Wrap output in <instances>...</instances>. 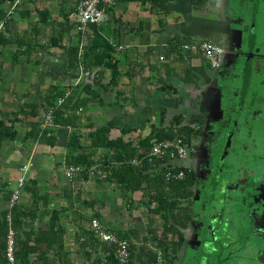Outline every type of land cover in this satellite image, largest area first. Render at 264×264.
Returning <instances> with one entry per match:
<instances>
[{
    "label": "crops",
    "instance_id": "obj_1",
    "mask_svg": "<svg viewBox=\"0 0 264 264\" xmlns=\"http://www.w3.org/2000/svg\"><path fill=\"white\" fill-rule=\"evenodd\" d=\"M8 1L5 3L7 10L10 7ZM78 2L18 0L9 20V30L4 32L8 41L0 43V119L13 117L11 113H18L20 104L38 102L50 85H69L70 90L78 93L86 76L80 64L71 67V50L75 46L84 49L92 42L89 26L83 31L77 29ZM250 2L252 0H208L206 10L199 11L192 8L191 0H173L167 6L153 10L149 3L117 0L109 16L112 20L101 32L112 37L113 31L118 30L114 34L118 35L114 54L118 60V83L108 86L111 69H106L102 76L103 85L97 86L105 104H90L78 110L76 129L86 134L90 124L96 127L105 123L111 127L109 136L114 138L122 133L121 128L129 127L133 130L126 136L136 140L140 137L135 134L138 135L141 129L145 130V136L152 124L159 125L162 114L164 123H167L177 113H181L184 119L188 111L207 113L216 101V88L207 94L212 83L209 85L204 78L195 75L191 80L197 82L184 81L185 78L190 80L192 75L188 67H199L205 58L200 53L182 50V44L177 52L171 50L170 38L179 35L191 38L190 42L210 39L220 44L226 51V68L222 75L230 79L238 72L234 68L239 57L238 49L244 50L247 43L256 38V34L249 35L248 32L253 18L247 12ZM261 36L259 32L257 39ZM214 78L212 75V82ZM17 117L14 122L16 138L0 139V212L9 208L10 197L18 189L16 205L27 213L21 223V231L26 233L47 229L50 210L62 208L56 226L64 230L62 251L55 244L50 247L51 264L104 263V258L103 261L96 259L97 254L103 253L100 245L89 246L82 242V232L90 229L88 220L94 214L113 231L137 230L138 235L131 237L137 251L144 253L148 248H156L153 230L158 236L161 231L153 228V215L156 214L150 213L141 203L145 197H137L139 190L130 193L135 206L132 204L127 209L119 184L105 179L97 181L92 177V171L87 180L82 179L77 171L71 178L66 177V168L62 171L60 165L68 158L67 140L71 126L53 123L45 126L55 131L53 146L39 143L34 138L23 142L22 137L28 129L27 116L20 112ZM103 152L109 150L106 148ZM28 160L33 166L25 174L24 184L19 186L21 166ZM33 184L40 194H48L46 205L41 200L32 201L28 186ZM91 186L96 188L93 191L100 195V200L89 199L84 194ZM64 190L71 192L73 200L65 197ZM76 193L81 194L82 200L92 201V205H87L90 214L80 221L79 218L78 221L72 218L69 221L63 210L67 206L70 211L76 208ZM192 222L193 215L187 227L182 229L185 238L182 247L186 244ZM162 224L163 221L161 230ZM63 252L66 256L62 258Z\"/></svg>",
    "mask_w": 264,
    "mask_h": 264
},
{
    "label": "trees",
    "instance_id": "obj_2",
    "mask_svg": "<svg viewBox=\"0 0 264 264\" xmlns=\"http://www.w3.org/2000/svg\"><path fill=\"white\" fill-rule=\"evenodd\" d=\"M7 0H0V20L6 16L7 9L5 3ZM141 3H149L151 10L159 6H167L173 0H138ZM208 0H191V6L194 10H206ZM107 20L102 24H90L89 28L92 33V42L83 49L81 55H78V47L71 50L70 65L71 67L80 64L84 70L91 74L81 81V88L78 91L70 90L69 85L53 84L47 91L39 97L38 102H31L19 105V112H22L27 119L25 123L28 127L22 137V141L31 138L36 139L39 143L53 146L56 141L55 131L52 127H43L42 124L45 115H40L41 108L44 112H50L52 123L55 125L71 126V132L67 140L68 161L69 165L74 164L80 167L77 171L79 176L87 180L90 169L97 162H101L105 171L104 179L109 182L119 184L121 197L125 201L127 209H130L134 203L130 193L140 190L145 197L141 203L150 213L158 215L162 221V230L160 235H156L153 230V238L156 239V248H148L144 253L137 251L136 244L131 240L132 236H137V230L129 228L127 230L114 231L118 236L129 240L130 256L125 262H121L114 254V248L111 245L101 241L91 229L82 232V242L89 246H101L104 251V260L111 264H159L164 260V264H172L173 257L169 256V249L176 254L177 250L184 244L183 228H186L192 217V204H184L183 201L191 203L190 198L194 193L193 186L197 183V174L192 167L180 166L175 167L174 171L183 169L185 176L180 180L166 181L164 173L167 170L165 166H157L159 160H149L148 152L155 140L172 139L175 136L193 147L191 138L202 136L204 133L205 121L202 115H196L195 124L185 122L181 113L164 123V114L160 117V124H152L150 131L138 139L126 136L133 128H121V134L112 138L109 136L111 127L105 123L94 127L89 125L86 134L76 129L75 123L78 119L76 112L90 104H105L103 98L97 90V86L103 85L102 76L106 69H111V78L108 86L117 85V75L119 74L118 60L115 57V41L117 40L118 30L113 31L112 37L102 34L106 23L111 21L109 18L112 14V6L106 7ZM9 30V20L5 21L4 30L0 33V43L8 41L4 37V32ZM114 36V37H113ZM80 41V36L78 37ZM191 38L179 35H173L170 38L171 50L178 51V46L185 42H190ZM77 42V43H78ZM153 66V65H152ZM192 72L190 80L184 81L197 82L191 80L195 75L198 78H204L206 83L212 82V69L206 59H203L199 67H188ZM62 101L58 103V99ZM17 112L11 113L13 117L0 119V139L7 137L15 139L17 131L14 129V122L17 121ZM45 113V114H46ZM34 117V118H33ZM88 140L86 150H82L81 139ZM107 148L108 153L99 156L96 160L94 157L101 149ZM28 190L33 202L42 201L45 205L48 201V194H40L36 186L29 185ZM65 197L73 200L71 192L64 190ZM75 201L85 205H92L90 200H82L81 194L76 193ZM133 204V205H132ZM135 206V205H134ZM184 208L183 214L180 209ZM62 208H53L50 210L49 227L39 229L38 231H21V223L26 212L17 207L16 203L0 212V264H9L5 257L6 235L9 226L7 214L11 216V227L15 231V241L17 250L15 251L14 264H51L52 258L48 256L51 246L55 244L59 251H62L63 233L62 228H56L57 221L61 214ZM98 218L94 214L92 218ZM91 218V217H90ZM22 235V237H20ZM58 252V251H57ZM56 252V253H57ZM33 254V255H32ZM37 254V255H36ZM35 256L34 258H31ZM62 256H66L63 252ZM63 258V257H62ZM97 260H102L97 257Z\"/></svg>",
    "mask_w": 264,
    "mask_h": 264
},
{
    "label": "flooded vegetation",
    "instance_id": "obj_3",
    "mask_svg": "<svg viewBox=\"0 0 264 264\" xmlns=\"http://www.w3.org/2000/svg\"><path fill=\"white\" fill-rule=\"evenodd\" d=\"M247 12L253 16L249 35L256 38L238 49V72L217 79L215 104L202 115L203 138L195 148L201 166L192 169L199 186L203 176L204 192L192 205V215L198 223L196 249L210 242L224 249L237 240V250H245L253 264H264V0H252ZM259 32L262 38L257 39ZM207 135L211 137L205 144ZM191 256L193 264L201 261V254ZM225 258L219 256L218 264Z\"/></svg>",
    "mask_w": 264,
    "mask_h": 264
},
{
    "label": "built area",
    "instance_id": "obj_4",
    "mask_svg": "<svg viewBox=\"0 0 264 264\" xmlns=\"http://www.w3.org/2000/svg\"><path fill=\"white\" fill-rule=\"evenodd\" d=\"M117 0H79L76 16H77V29L83 31L90 24H102L107 20L106 7L113 6ZM18 0L14 1L7 10L6 16L0 20V33L4 30V24L6 20H10L12 12L17 5ZM181 49L184 51H193L200 53L209 63L212 69H216L221 65L224 48L210 40L201 39L196 42H187L181 45ZM83 52V47L79 48L78 55ZM84 76L88 77L91 72L88 70H82ZM62 97L58 99V103L62 101ZM52 123L51 114L48 112L45 115L44 122L42 124L45 127L47 124ZM188 148H193L189 146L183 138L175 136L172 139H161L153 141L150 150L148 152L149 160H159L157 166H165L167 170L164 173L166 181L180 180L185 176V171L179 169L174 171L175 167L187 166L184 164H178L177 161L186 159L188 157ZM33 166V162L28 160L25 164L21 166L22 175L18 179L19 186L23 185L25 182V174ZM80 169L79 166L70 164L65 170V175L71 178L73 174ZM19 198L18 189L14 190L10 197L9 207L16 203ZM7 220L9 222L7 235H6V247H5V257L9 264H14L15 251L17 250V244L15 241V231L11 227V216L10 213L7 214ZM89 228L93 233L103 242L108 245L113 246L115 256L121 261L125 262L130 256L129 250V240L118 236L113 230L109 229L101 220L98 218H90L88 220ZM133 241V239H131Z\"/></svg>",
    "mask_w": 264,
    "mask_h": 264
},
{
    "label": "rangeland",
    "instance_id": "obj_5",
    "mask_svg": "<svg viewBox=\"0 0 264 264\" xmlns=\"http://www.w3.org/2000/svg\"><path fill=\"white\" fill-rule=\"evenodd\" d=\"M11 4H12V0H9L7 2L8 7ZM75 17L77 18V16H75ZM75 22L78 23L77 20ZM225 68H226V58H225V55H224V57L222 59V62H221V65L218 68L211 70V73H212L213 77H215V78H214V82H211L212 83L211 86H213V87L212 88L210 87V88L207 89V94H209V92H211L215 88H216V90H217V88H219V86H218V80L217 79L219 77H222L223 76L222 74L225 73ZM252 78H253V80H255L256 76L255 75H252ZM263 79H264V77H262V79H261V85H264ZM211 83H209V85ZM190 103H192V102H190ZM190 105L193 106L192 104H190ZM45 113L46 112H44V110H42V109L40 110V115L44 116L48 112L46 114ZM194 113L196 115H203L204 112H200V111L199 112H194V110H192V112H189L188 111V115L186 114L185 122H188L190 124H195L196 115ZM157 121L159 122V118H157ZM214 129H215V127H214ZM143 133H145V130L144 129H141L138 132V135L137 134H135V135H136V137H141V136H143ZM209 135H210V133H209ZM209 135L206 136L205 144H207L209 142V139L211 137ZM202 138H203L202 136H197L195 139L191 138L190 141L193 144L194 149L193 148H188V157L186 159H182L180 161H177L178 164L189 165L192 168H194V170H196V171L199 170L201 164L199 166V163H198L199 162V158H197V153L195 152L196 151L195 148L198 145L199 146L201 145ZM81 142H82V146H83V149L82 150H84V148H87L88 140L85 139V138H82L81 139ZM103 151H106V148L105 149L104 148L101 149L94 156L96 158V160L99 159V156L100 155L106 154ZM68 165H69V161H68V158H66L65 162H63V161L61 162L60 168L63 171L65 168H67ZM102 165L103 164L101 162H97L90 169V172L91 171L93 172L92 177L96 178L95 180H97V181H101V180L104 179L105 171L103 170V166ZM198 183L199 182H197V184L195 186H193L194 193H193V195L190 198L191 203H187V201L185 200V201H183V205L184 204L185 205L186 204H190V205L191 204L192 205L193 204L194 205L197 204V202L199 201V197H200V191H202L204 189V188H201V186L204 184V178H203V176H202V178H200V186L198 185ZM90 188L91 189H89L88 192H84V194L87 197H89V199H94L96 201L97 200H100L101 199L100 198V195L97 192H94L93 191V190H96V188H94L93 186H91ZM199 188H200V190H199ZM84 191H85V189H84ZM136 195L139 198H141L143 196V194H142V192L140 190L136 192ZM218 195L219 194L217 193L216 196H218ZM183 209L184 208L180 209V212L182 214L184 212ZM70 210H71L70 209V206L65 207V210H63V212H64L63 214L66 215V218H68L69 221H70V218L75 219V220L77 218H79V221H80V218L82 219V217H86V216H88V214H90L88 212V206L85 205V204H83V203H81V202H79V201L76 202V208L75 209H72V211H70ZM194 213L196 214L197 213V210H196V212L194 211ZM76 221H78V220H76ZM161 223H162L161 218H159L157 215H153V228L159 230V233L161 231ZM197 224L198 223L195 220H194V222H192L191 228L187 232V241H186V244H185L184 247L181 246L177 250L176 254H174V252H172L169 249V256L170 257H173L172 264L173 263H176V264H184L185 263L184 262V259L186 258V256L188 254H190V255H188L189 256L188 258H190V260H191V257H192L191 255L192 254H195V253H197V257H198L199 254H201V261L198 264H218V258H219V256L220 257L226 256L225 260L222 261L221 264H253L254 259L253 258H250V257H247L245 250H242V249L241 250H237L236 249L237 245L239 244L237 242V240H235L234 243H231L229 247H227V245H226L224 249H220L218 243H215L214 245L210 246L211 245V242L208 243V244L201 243L200 247L198 249H196L195 243L198 241V239H197V235H196L195 229H196ZM85 230H87V229H85ZM154 244H155V242L153 240V245ZM205 246H207V247H205ZM230 252H232V256L230 258H228V255H229ZM96 257L104 258V251H103V253L97 254ZM190 260L188 261L187 264H193L192 262H190ZM102 261H103V259H102ZM102 264H111V263H108V262H106L104 260V263H102ZM159 264H164V260L160 261Z\"/></svg>",
    "mask_w": 264,
    "mask_h": 264
}]
</instances>
